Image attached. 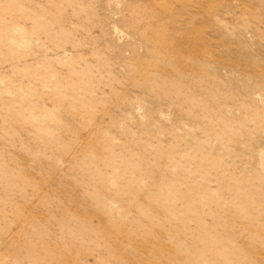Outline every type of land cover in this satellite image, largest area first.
Instances as JSON below:
<instances>
[{
  "label": "rangeland",
  "instance_id": "1",
  "mask_svg": "<svg viewBox=\"0 0 264 264\" xmlns=\"http://www.w3.org/2000/svg\"><path fill=\"white\" fill-rule=\"evenodd\" d=\"M0 264H264V0H0Z\"/></svg>",
  "mask_w": 264,
  "mask_h": 264
}]
</instances>
